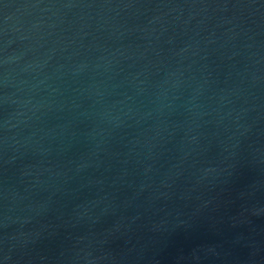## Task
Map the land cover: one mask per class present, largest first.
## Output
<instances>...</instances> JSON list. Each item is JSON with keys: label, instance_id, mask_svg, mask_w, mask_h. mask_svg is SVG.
<instances>
[{"label": "water", "instance_id": "1", "mask_svg": "<svg viewBox=\"0 0 264 264\" xmlns=\"http://www.w3.org/2000/svg\"><path fill=\"white\" fill-rule=\"evenodd\" d=\"M0 264H264V0H0Z\"/></svg>", "mask_w": 264, "mask_h": 264}]
</instances>
